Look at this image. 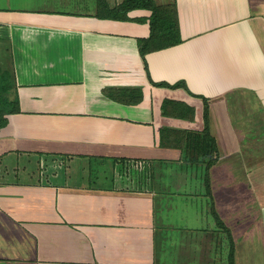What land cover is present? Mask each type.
<instances>
[{
	"label": "crops",
	"instance_id": "0c3cea01",
	"mask_svg": "<svg viewBox=\"0 0 264 264\" xmlns=\"http://www.w3.org/2000/svg\"><path fill=\"white\" fill-rule=\"evenodd\" d=\"M77 1L0 0V68L20 105L0 129V264H229L232 244L234 264H258L264 0H176L183 41L145 59L151 11L115 20ZM109 86H141L143 98L123 103ZM167 98L195 118L164 116ZM207 101L211 194L203 167L160 145L164 126L203 128Z\"/></svg>",
	"mask_w": 264,
	"mask_h": 264
},
{
	"label": "trees",
	"instance_id": "16d2710c",
	"mask_svg": "<svg viewBox=\"0 0 264 264\" xmlns=\"http://www.w3.org/2000/svg\"><path fill=\"white\" fill-rule=\"evenodd\" d=\"M101 5L97 15L115 20H129V12L134 9H147L151 11L150 35L138 39L140 54L145 59L147 53L161 48L177 45L183 41L179 26V14L176 0L170 3H158L156 0H123L121 3L111 6L106 0H99ZM10 74L0 68V129L8 123V115L20 110L19 101L10 98L12 82ZM158 86L176 88L185 85L183 82L174 84L155 82ZM104 94L126 104H137L143 98L141 86L115 87L109 86ZM163 115L182 119H194L195 108L183 102L173 99H165L162 104ZM204 125L201 129H180L164 126L160 129V145L164 147H179L187 157L191 165L201 166L205 171L207 193L211 194L210 170L219 160V149L216 138L210 131L209 104H205L203 112ZM212 212L218 218L219 223L225 227L219 219L216 209ZM230 234V233H229ZM229 264H234L233 244L229 253Z\"/></svg>",
	"mask_w": 264,
	"mask_h": 264
},
{
	"label": "rangeland",
	"instance_id": "374dc122",
	"mask_svg": "<svg viewBox=\"0 0 264 264\" xmlns=\"http://www.w3.org/2000/svg\"><path fill=\"white\" fill-rule=\"evenodd\" d=\"M37 1L38 0H25V2H24V4L25 5H27L28 7H33V6H37L38 4H37ZM161 1H163V0H161ZM80 7V8H83L82 10H90V11H93V12H97L98 10H100V8H101V5H100V3H99V0H85V2L84 1H77V2H72V5H71V7ZM242 110V109H241ZM243 111V110H242ZM243 113L244 114H246L245 113V111H243ZM244 116H246V115H244ZM264 132V131H263ZM257 133H258V130H257ZM259 134V133H258ZM247 163V162H246ZM252 163V165L254 166V167H257L258 165H263V164H261V163H258V162H251ZM225 164V166L227 165V162H225L224 163ZM120 166H123V165H120ZM236 166H238L239 168V171H240V174L239 175H242L243 173H245L246 171H244L243 169V166H242V163H236ZM139 169H141L142 170V172L143 171H145V173H147L148 171H146V165H143V164H140L139 166ZM121 169H122V167H120ZM123 168H124V172L125 171H127V172H129V166H128V168H127V166L125 167V164H124V166H123ZM121 169H120V171H121ZM138 173H137V177H138ZM238 181H240V178H236ZM232 180H233V178H232ZM244 180V179H243ZM203 182H205L204 180H203ZM203 186H204V184H202ZM261 190V189H260ZM264 190V189H263ZM246 196H251V195H246ZM254 199L257 201V203H258V205H264V196H263V193L261 192L260 194H257V195H254ZM240 203V202H239ZM237 203L235 206H239V207H241L242 208V210L241 209H233V211L235 212V214H236V216H240L243 212H244V210H243V206H242V204L240 203ZM253 210V209H252ZM260 211H261V209H260ZM259 211V212H260ZM250 214V213H249ZM251 215V214H250ZM255 220H257L258 219V221H259V223H258V226H259V229H260V231L261 232H264V230H263V223H262V214L261 213H257V215L255 216ZM254 226L255 225H253V228H251V230H253L254 229ZM249 234V233H248ZM250 236V235H249ZM259 239V241H257ZM254 240H256V241H252L251 240V243H252V246L254 247V245H256V244H258V245H260L261 246V252H260V254H258V255H256V252H255V254L253 253V249L252 248H250V253H251V257H252V259L254 260V261H256L258 264H264V235H263V233L261 234V237L258 235L257 236V238L256 237H254ZM248 245H250V243H247V246Z\"/></svg>",
	"mask_w": 264,
	"mask_h": 264
}]
</instances>
